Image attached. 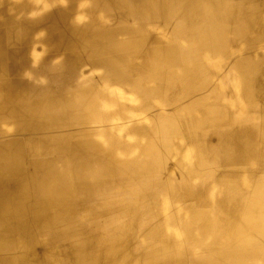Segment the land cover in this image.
Segmentation results:
<instances>
[{
  "label": "bare ground",
  "instance_id": "bare-ground-1",
  "mask_svg": "<svg viewBox=\"0 0 264 264\" xmlns=\"http://www.w3.org/2000/svg\"><path fill=\"white\" fill-rule=\"evenodd\" d=\"M0 264H264V0H0Z\"/></svg>",
  "mask_w": 264,
  "mask_h": 264
},
{
  "label": "clouds",
  "instance_id": "clouds-1",
  "mask_svg": "<svg viewBox=\"0 0 264 264\" xmlns=\"http://www.w3.org/2000/svg\"><path fill=\"white\" fill-rule=\"evenodd\" d=\"M59 2H60V4H61V6H67V0H59ZM89 5L85 2V3H81L80 5H79V8L80 9H84V8H86V7H88ZM36 15H38L37 13H31L30 14V18H33V17H35ZM87 19H88V17L87 16H85V15H83V14H79V15H77L76 17H75V23L76 24H83V23H85V22H87ZM37 59H38V57H37ZM26 76H29V78H30V75L28 74V73H26L25 74ZM41 83H44V81L42 80L41 81ZM8 132H12L13 131V129L12 128H7L6 129Z\"/></svg>",
  "mask_w": 264,
  "mask_h": 264
},
{
  "label": "rangeland",
  "instance_id": "rangeland-1",
  "mask_svg": "<svg viewBox=\"0 0 264 264\" xmlns=\"http://www.w3.org/2000/svg\"><path fill=\"white\" fill-rule=\"evenodd\" d=\"M35 240H36V238H35ZM38 240H39V242H41L39 238H38ZM33 256H34V255H33Z\"/></svg>",
  "mask_w": 264,
  "mask_h": 264
}]
</instances>
